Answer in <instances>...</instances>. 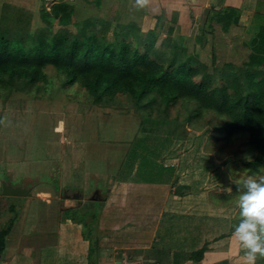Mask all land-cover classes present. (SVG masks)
<instances>
[{
	"label": "crops",
	"instance_id": "0c3cea01",
	"mask_svg": "<svg viewBox=\"0 0 264 264\" xmlns=\"http://www.w3.org/2000/svg\"><path fill=\"white\" fill-rule=\"evenodd\" d=\"M230 8L237 10L239 20L225 32L222 25L211 18L216 12ZM145 10L148 14H144L143 22L151 23L155 29L164 28V40L181 42L188 54L195 55L209 66L214 63L216 67L225 63L236 66L246 63L250 54L246 44L264 23V0H150ZM219 54L226 57L221 59L224 61L221 66L218 65ZM20 114H25L24 118L21 119ZM34 115V112L33 115L30 112H4L0 140H13L17 128L16 133L27 137V141L36 134L43 136L41 132L50 128L58 133V141L67 149L62 150L63 155L54 156L48 152V143L42 144L39 150L43 149L47 162L38 164L34 161L40 158L37 149L36 153L30 152L28 162L23 163L25 151L35 148L30 144L23 148L19 145L0 148V167L3 162L8 164L6 172L0 170V197L27 198L31 204L25 222L15 223L8 236L0 264H49L50 259L54 261L52 264H237V256L234 258L231 250L227 252L229 245L234 243L231 232L221 231V224L214 231L212 229L215 220L221 216H214L212 208L207 205H202L205 211L203 208L196 211L195 200L186 183L179 181L174 185L178 189L170 188L173 186L171 176H164L165 180L156 182L152 176L137 180L135 172L127 174L123 171V163L136 138L131 136L129 142L124 139L132 135V122L126 123L125 118L116 126L115 118L110 114L101 118L100 125L98 120L96 123L86 120L87 126H82L86 124L84 121L69 126L43 119L41 124L37 120L33 123L32 133L28 135L26 123ZM88 128L91 133L94 130L93 137L90 133L84 135ZM71 133H79V136H66ZM4 135L9 139L5 140ZM69 138L72 141L66 143ZM83 138L87 139L83 141L86 146L77 152V144H81ZM76 139L77 143L73 142ZM55 164L60 167V176L55 175ZM119 172L125 175L117 177ZM7 174L10 179H6ZM89 175L96 184L99 183L95 190L101 191L107 186L108 194L102 200H95L102 204L96 206L97 219L91 224L90 239H86L85 227L77 221L66 220L64 212L69 208H78L79 213L86 211L83 204L90 184L87 183ZM68 178L73 180V185L66 187L64 182ZM55 179L60 185L52 183ZM4 182L13 188L29 190L30 194L6 198L1 195ZM183 186L184 191H181ZM7 206L2 204L1 208L12 214L13 208L17 209V205ZM193 212H199L195 216L198 219L191 220ZM12 214H8L11 216L4 223L0 222L2 227ZM181 218H184L183 222L178 221ZM19 226L21 236L28 237V240L14 238ZM205 227L209 228L206 232ZM202 247L206 248L203 258L193 260L191 254Z\"/></svg>",
	"mask_w": 264,
	"mask_h": 264
},
{
	"label": "trees",
	"instance_id": "16d2710c",
	"mask_svg": "<svg viewBox=\"0 0 264 264\" xmlns=\"http://www.w3.org/2000/svg\"><path fill=\"white\" fill-rule=\"evenodd\" d=\"M94 2L102 5L100 0L90 3ZM41 15L48 27L35 33L0 29V90L41 92L50 80L47 71L52 69L64 77L62 88L78 84L94 104L115 107L120 104V96L125 97L142 125L157 128L172 122L175 107L178 113L184 110V121L192 125L207 114L214 115L223 120L213 127L209 124L216 139L226 144L244 138L240 137L239 156L233 157L234 162L253 174L264 167V23L246 44L250 49L246 63L216 67L188 54L181 42L169 38L164 44L170 51L160 56L156 47L159 32L155 30L144 32L131 24L123 26L121 34L110 35L106 25L98 28L94 22L101 17L80 25L74 18V6L66 1L59 0L50 12L43 10ZM238 17L237 10L230 8L216 12L211 21L227 32L238 23ZM52 19L61 26L57 31L50 29ZM70 24L79 25L78 30L71 32L66 28ZM139 140L142 142L136 146ZM209 141L213 143L211 136ZM167 145L166 139L135 138L123 171L131 174L147 150L160 153ZM136 151L140 155L133 157ZM129 162L130 169L126 167ZM76 211L65 210L68 217ZM96 219V207L91 206L71 220L82 224L85 238L90 239L91 224ZM16 221L13 215L4 227L0 224V256ZM205 251L204 247L193 252L192 259L200 261Z\"/></svg>",
	"mask_w": 264,
	"mask_h": 264
},
{
	"label": "rangeland",
	"instance_id": "374dc122",
	"mask_svg": "<svg viewBox=\"0 0 264 264\" xmlns=\"http://www.w3.org/2000/svg\"><path fill=\"white\" fill-rule=\"evenodd\" d=\"M60 1H66L74 6V18L76 22L80 23V25H86V21L94 17H101L94 22L98 28L102 27L103 25L105 27L106 25L110 35L114 32L121 34V28L131 24L139 27L144 32L155 30L160 32L157 39L158 42L156 44V47L159 50V55L165 56L164 54H167V52L170 51V46L168 47L164 44V28L162 30H160V27L155 29L156 26L152 28L151 23L143 22L144 14L147 15L148 12L145 9L135 8L133 6L134 0H100L102 2L100 7H98L95 2L90 3L93 2V0ZM56 2H59V0H0V29L10 30L16 33H35L41 28L48 27V24L43 20L41 14L43 10L50 12L51 7ZM52 21V25L50 24L51 30L57 31L61 28L57 20L52 19ZM78 27L79 25L70 24L66 28L71 32H76ZM219 56L220 58L218 57V65L221 66L224 62L221 59H223V57L226 59V57L224 54H219ZM229 56H232V53L229 52ZM47 72L49 74L50 80L47 85L42 87L43 89L41 92L35 89L32 90V94H29L26 91H10L5 89L0 90V121L5 119L4 112H30L32 115L34 112L36 115L32 116L30 121L26 123V125L29 126V132H27V134L31 135V127L36 120L37 123L39 122V124H41L40 120L49 119L50 121L53 120L54 123H57V125L67 123L69 126H75L74 122L84 121L86 123V120L88 121L91 119L89 121L90 123H96L98 120V125H100V122H102L100 121L101 118H104L105 115L110 114V116L115 118V124L118 126L121 124V121L126 118V123L132 122L133 124L130 130L132 135H127V138L124 137L127 142H129V140H131L133 137H138V139H166L168 142V145L165 146L163 150H160V153L147 150L144 159H141V161L136 164L137 169L136 171L134 170L135 173H133L137 176L136 179L145 180L147 177L150 179L152 176L154 177L152 180L158 182L165 180L166 178L164 176H171L170 178H172L173 186L171 185L170 188L174 187L177 189L178 187L174 186L176 183L179 181L186 183V185L189 186L188 191L191 192V195L195 200L194 204L196 211L201 210L203 208L202 205H207L212 208L211 212L215 214L214 216H221V219L218 218L217 221L215 220L213 225L211 224L213 231L218 224H221V226H223L221 231L227 230L231 233L233 232L234 226L238 224L240 220V210L238 207L240 187L239 185L233 183L230 180V177L240 178L242 181L248 175L256 174L244 169V165L238 166L239 163L234 162L233 157L239 156L237 153L238 145L241 144L242 136H240L241 138L238 137V140L234 143L229 142L224 144L221 142V140H218L214 137L211 128L215 124L223 122L221 118H215L213 117L214 115L207 114L205 118L195 122L192 125L184 121L186 114L183 109L180 110L181 114L178 113V107H175L176 109L171 111V118L173 120L172 122L164 123L162 126L157 125V128L148 123L142 125L141 118L136 115V110L129 106L125 97L120 96V104L116 105L115 107L108 105L100 106L93 103L92 99L87 95L86 91L80 85L76 84L71 88H62V81L64 77L59 75L56 70L50 69ZM41 112L43 113L40 114ZM38 114H40V116H38ZM20 115L22 116L21 119L25 116V114H23L24 116L22 114ZM174 119H178V121L176 122ZM209 124H211V127ZM87 125L88 123L82 124V126ZM1 126L2 123H0V128ZM85 130L86 134L84 135H89L90 133V135L93 137L94 130L92 133L90 128ZM16 132L13 133V135L15 134V138L13 140L9 138H7L9 139L7 140L6 136L4 135L5 140L7 141L5 142L0 140V148L4 147L5 145H19L22 148L28 144H30V146H34L35 148L31 147L29 152L28 150L25 151L26 158L23 159V163L28 162L30 152L34 151V153H36V149L37 152L41 154L39 155L40 158H37L34 161H37L38 164L47 162L44 157L43 149L39 150V147L42 144L48 143V147L50 149L48 152H52L54 156H61L60 154H62V150L66 148L62 142L58 141V133H54L50 128L44 132H41L40 135L43 136L39 137V134H36L34 138H29L28 141L27 137L20 136L19 133ZM2 134L3 133L0 129V135ZM71 134L72 135L70 136L66 134V136L70 138L74 137L75 135L79 136V133ZM131 136L132 138H130ZM210 136L213 143L209 141ZM70 138L69 142L66 143H70L72 141ZM84 139L85 138H83L81 144H77L79 145L76 150L77 152L80 150V148L86 146L83 141H87V139ZM242 140H244V138H242ZM77 141L78 140L76 139V141L73 142L77 143ZM91 141L92 140H90V142ZM141 142L142 140H139L136 146H139ZM63 143L66 144L65 142ZM222 144H224V146ZM52 153L50 154L52 155ZM136 153L133 154V157H138V155H140V152L136 151ZM25 155H23V157H25ZM240 155L242 154L240 153ZM249 157L250 156L247 155V161ZM126 167L130 169L131 163L129 162ZM0 170L6 172L8 170V164L3 162L1 164ZM60 171V167L55 164V175L58 176ZM124 175L125 174H121L120 172L118 176L116 174L117 177H123ZM69 176L71 177V174H69ZM67 177L68 175H66V178ZM6 179H10L8 174ZM70 179L71 178L65 180L64 185L66 187L73 185V180ZM87 180V183L90 184L86 188V195L84 196L83 204V210L86 211L89 210L91 206L93 208V206L96 207L99 204H102L101 202L95 200H102L108 194L107 186L102 187L101 191L98 189L95 190V186L99 185V183L97 182L96 184V182L92 180L91 175L87 177ZM52 183L54 185H60V181H57L56 179ZM183 188L184 186L181 187V191H184ZM228 188L232 189L230 193L227 191ZM170 190L176 193L173 189ZM94 191L97 192L95 193ZM194 193L201 194L194 195ZM2 204H8V206L17 205V209L14 210L12 214V212L7 209V211L3 210L1 208ZM29 206H31V204H29V200L27 198L3 199V197H0V222L4 223V221L11 216L8 214L17 216L16 224L19 221L25 222L24 220L28 215L27 211H29ZM75 209H77L76 213L74 215L71 214L69 217L66 212H64L66 220H71L73 217L79 216L80 213L78 208ZM203 211H205L204 208ZM90 212L92 213V211ZM198 213L193 212L194 216L191 215V220L198 219L199 217H195L198 215ZM1 218L3 220H1ZM222 219H225L224 221L227 222H222ZM87 220L91 221V217H88ZM178 221L183 222L184 218H181ZM20 228L21 227L19 226L15 230L16 233L14 238L19 237V239H24V241L28 240V237L21 236ZM87 228L91 230L90 227ZM208 230L209 228L205 227V232ZM208 237H211V235H208ZM29 238L32 237L29 236ZM236 243L237 242L234 240V243H231L227 248V252L231 250V252L234 253V258L237 256L238 259L235 261L237 264H245L244 252L238 243ZM53 262V259H50L48 263L52 264ZM257 264H264V259H258Z\"/></svg>",
	"mask_w": 264,
	"mask_h": 264
},
{
	"label": "clouds",
	"instance_id": "9594fccd",
	"mask_svg": "<svg viewBox=\"0 0 264 264\" xmlns=\"http://www.w3.org/2000/svg\"><path fill=\"white\" fill-rule=\"evenodd\" d=\"M149 4L150 0H134L133 6L146 9ZM230 180L240 187V220L231 236L243 250L245 264H257L258 259H264V167L242 181L234 177H230ZM227 191L230 193L232 189L228 188Z\"/></svg>",
	"mask_w": 264,
	"mask_h": 264
},
{
	"label": "water",
	"instance_id": "95a60500",
	"mask_svg": "<svg viewBox=\"0 0 264 264\" xmlns=\"http://www.w3.org/2000/svg\"><path fill=\"white\" fill-rule=\"evenodd\" d=\"M29 190L21 189V188H13L11 185L7 183L2 184V192L1 195L5 197H25L29 195Z\"/></svg>",
	"mask_w": 264,
	"mask_h": 264
}]
</instances>
